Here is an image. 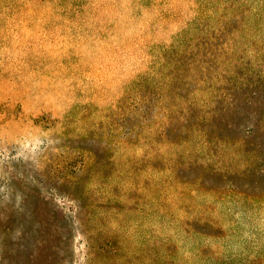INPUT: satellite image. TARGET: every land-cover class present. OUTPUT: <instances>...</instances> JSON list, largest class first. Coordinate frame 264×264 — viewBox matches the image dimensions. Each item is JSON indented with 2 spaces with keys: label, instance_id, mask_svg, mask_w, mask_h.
I'll return each mask as SVG.
<instances>
[{
  "label": "rangeland",
  "instance_id": "374dc122",
  "mask_svg": "<svg viewBox=\"0 0 264 264\" xmlns=\"http://www.w3.org/2000/svg\"><path fill=\"white\" fill-rule=\"evenodd\" d=\"M0 264H264V0H0Z\"/></svg>",
  "mask_w": 264,
  "mask_h": 264
}]
</instances>
